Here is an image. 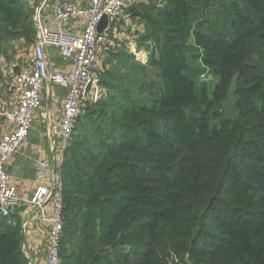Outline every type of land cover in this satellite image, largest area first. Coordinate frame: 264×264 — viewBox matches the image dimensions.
I'll list each match as a JSON object with an SVG mask.
<instances>
[{
    "label": "trees",
    "instance_id": "1",
    "mask_svg": "<svg viewBox=\"0 0 264 264\" xmlns=\"http://www.w3.org/2000/svg\"><path fill=\"white\" fill-rule=\"evenodd\" d=\"M156 3L130 11L161 85L118 54L109 102L88 105L108 107L110 125L84 135L81 114L66 148L63 264H264V0ZM35 36L28 3L0 0V63ZM143 80L152 99L134 105ZM21 236L0 223V264H29Z\"/></svg>",
    "mask_w": 264,
    "mask_h": 264
},
{
    "label": "built area",
    "instance_id": "2",
    "mask_svg": "<svg viewBox=\"0 0 264 264\" xmlns=\"http://www.w3.org/2000/svg\"><path fill=\"white\" fill-rule=\"evenodd\" d=\"M52 8L61 29L52 30L39 24L33 55L15 76L16 105L5 114L12 129L0 138V223L4 221L10 226L18 225L12 218V210L20 199L18 185L8 164L31 134L35 115L43 105L44 83L50 81L67 89L62 119L53 125V129L67 145L88 102L97 101L101 94L97 75L99 51L105 45L108 34L105 30L99 31L100 23L104 16H108L109 25H115L127 8V0H90L87 6L61 0L56 1ZM74 18H85L82 31L74 33L63 30ZM49 46L56 47L64 58L73 60L72 68L51 71L46 51ZM206 75L203 73L201 77ZM63 191V180L60 175L54 184L40 182L29 200L31 204L41 209L48 202L52 203L50 216L43 213L45 220L50 224L46 264H63L61 254L65 222Z\"/></svg>",
    "mask_w": 264,
    "mask_h": 264
},
{
    "label": "crops",
    "instance_id": "3",
    "mask_svg": "<svg viewBox=\"0 0 264 264\" xmlns=\"http://www.w3.org/2000/svg\"><path fill=\"white\" fill-rule=\"evenodd\" d=\"M32 11L36 25L35 41L26 43L23 39L16 40L14 43L27 44L29 56L33 55L34 44L38 37V26L45 25L52 30H60L53 11V4L61 0H25ZM78 2L83 6H87L90 0H68ZM149 2L139 0L137 3L129 4L123 16V25L110 24L105 28L107 32V41L105 50L102 46L99 51V60L105 56L108 51L107 60L97 69V75L103 82V87L106 88L105 74L113 71L118 66V54L135 57L136 45L138 47H148V39L144 38L146 33L145 23L140 20L139 16H134L130 9L138 7ZM126 18V19H125ZM130 21V24L128 22ZM129 25L130 38L121 32L122 27ZM144 24V27H143ZM85 25V18H74L67 26L63 28L65 31L79 33ZM111 28L110 30H108ZM134 33V35H133ZM131 41L130 44L123 47L125 41ZM122 43V44H121ZM151 44V42H150ZM51 71H65L71 69L74 65L73 60L64 58L60 51L54 47L46 48ZM104 50V51H103ZM151 52V50H150ZM148 54V60H150ZM26 60V61H27ZM146 62V63H147ZM25 63V62H23ZM22 63V64H23ZM142 63V62H141ZM144 63V65H146ZM0 138L11 131L12 126L6 119V112L15 107L14 99V81H7L6 73L3 72V64L0 63ZM143 64V63H142ZM23 66V65H22ZM21 69V68H19ZM20 70H18L19 72ZM17 72V73H18ZM43 105L39 112L35 115V120L32 126L31 134L28 139L22 144L15 156L9 161L8 168L13 175L15 183L18 185L19 202L12 210V218L17 221L18 226L22 228L21 246L26 254L29 264H46L48 254V232L49 222L45 220V216H50L52 213V203L48 202L41 209L30 203V198L40 182L54 184L62 175L65 151L68 145L64 144L63 138L54 129L53 125L61 121L63 116V104L67 95V89L64 86L54 84L50 81L44 83L42 91ZM69 143V142H68ZM5 223L6 222H1ZM8 225V224H6Z\"/></svg>",
    "mask_w": 264,
    "mask_h": 264
},
{
    "label": "rangeland",
    "instance_id": "4",
    "mask_svg": "<svg viewBox=\"0 0 264 264\" xmlns=\"http://www.w3.org/2000/svg\"><path fill=\"white\" fill-rule=\"evenodd\" d=\"M138 1L139 0H127V7L129 4H132L134 2L137 3ZM144 1L149 2L151 0H144ZM153 2H157L156 6H158V4L161 5L164 2V0H153ZM125 11L123 12L124 14H125ZM117 24H119L120 26L124 24L123 16L121 15L119 16L117 20ZM128 24H130V21L128 22ZM128 24L122 27L123 29L121 32L125 33L126 37L130 38L129 34H130L131 28L129 27ZM143 27H144V24H143ZM110 29L111 28H109L108 30ZM14 42L15 41H10L9 43L5 45L4 51H3L4 55L1 58V62L3 64V72L6 73V76L8 78L7 81H10V82L13 81V76L17 74L18 70H20L19 68H21L22 65L24 64L23 62H26L27 57L29 56V52L27 51L28 49L27 44L18 43V42L14 43ZM130 42L131 41L129 40L125 41V43H123L122 48H124V46H126L127 44L129 45ZM151 44L150 42H148V47L147 46L138 47L136 45V49H135L137 53L135 55L136 62H142L143 64L147 62L148 54L151 55L150 50H152V53L155 50V46L154 45L152 46ZM104 46H106V43L105 45H103V47ZM104 50H105V47H104ZM105 52H107L105 56L101 57L99 60V66H100V62L102 65L105 63V59L107 58L109 54L107 50ZM146 66L150 70L149 74L152 78L154 88L160 86L161 77L158 75V71L154 67H152V64L150 65V60L146 63ZM126 70L127 69H124V71ZM205 73L207 74L206 77L200 76V79H199L200 82L198 81V85L201 84V81H205L206 83L208 82L209 92L212 93L214 90L215 84L218 81V78L215 77L212 73H210V71H206ZM12 74L14 75L12 76ZM99 80H100V85H101V94H100L99 99L104 98L103 100L107 101L106 103H108L110 100L109 98L110 94L108 93V89L105 90V88L103 87V82H101L100 77H99ZM135 84H136L135 88L133 87L132 92H131V95L134 98V105L149 104L152 99V94H151V88L147 86L148 83L145 80H143V81H137ZM123 99L126 100V98H123ZM97 101L88 102L87 107L84 110L81 116V119L79 121L80 127L77 128V131L81 132L84 135L97 136V139H98L102 135L103 129L107 128L110 125L112 121V116L108 115L110 112V109L108 107H103V108L98 107L95 109L88 108L89 104L97 103ZM227 108L229 109L230 113H233V109L230 107V103L227 105ZM105 113H107V116L105 115ZM90 116H94L92 117L94 118V122H91V119H89ZM84 117H87L88 119L86 118V120H84Z\"/></svg>",
    "mask_w": 264,
    "mask_h": 264
},
{
    "label": "water",
    "instance_id": "5",
    "mask_svg": "<svg viewBox=\"0 0 264 264\" xmlns=\"http://www.w3.org/2000/svg\"><path fill=\"white\" fill-rule=\"evenodd\" d=\"M109 25V18L108 16H104L101 23H100V26H99V31L103 32L105 30L106 27H108ZM0 84H1V78H0ZM103 248L101 247L100 245V242L98 240L97 242V250L98 251H101Z\"/></svg>",
    "mask_w": 264,
    "mask_h": 264
},
{
    "label": "bare ground",
    "instance_id": "6",
    "mask_svg": "<svg viewBox=\"0 0 264 264\" xmlns=\"http://www.w3.org/2000/svg\"><path fill=\"white\" fill-rule=\"evenodd\" d=\"M68 145V144H67Z\"/></svg>",
    "mask_w": 264,
    "mask_h": 264
}]
</instances>
